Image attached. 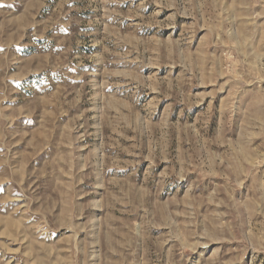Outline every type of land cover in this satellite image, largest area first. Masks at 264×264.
Here are the masks:
<instances>
[{"label": "rangeland", "instance_id": "obj_1", "mask_svg": "<svg viewBox=\"0 0 264 264\" xmlns=\"http://www.w3.org/2000/svg\"><path fill=\"white\" fill-rule=\"evenodd\" d=\"M0 264H264V0H0Z\"/></svg>", "mask_w": 264, "mask_h": 264}]
</instances>
